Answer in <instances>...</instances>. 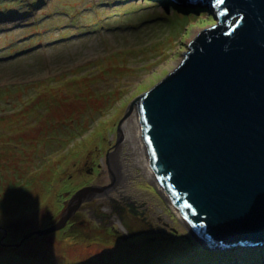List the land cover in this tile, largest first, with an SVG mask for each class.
Segmentation results:
<instances>
[{
	"label": "rangeland",
	"instance_id": "1",
	"mask_svg": "<svg viewBox=\"0 0 264 264\" xmlns=\"http://www.w3.org/2000/svg\"><path fill=\"white\" fill-rule=\"evenodd\" d=\"M165 5L0 0V264H187L208 257L166 196L170 204L143 201L152 224L146 231L123 226L112 215V193L102 191L121 174L139 178L122 165L125 136L131 158L139 148L146 158L129 106L181 64L198 33L218 24L207 12L186 16ZM85 187L101 192L64 229L13 247L58 222ZM154 189L162 192L158 183ZM104 214L112 218H99Z\"/></svg>",
	"mask_w": 264,
	"mask_h": 264
},
{
	"label": "water",
	"instance_id": "2",
	"mask_svg": "<svg viewBox=\"0 0 264 264\" xmlns=\"http://www.w3.org/2000/svg\"><path fill=\"white\" fill-rule=\"evenodd\" d=\"M165 6L207 12L218 24L198 33L181 64L129 106L140 122L141 148L200 243L264 244V0H170ZM99 192L80 189L58 222L13 246L64 229Z\"/></svg>",
	"mask_w": 264,
	"mask_h": 264
},
{
	"label": "bare ground",
	"instance_id": "3",
	"mask_svg": "<svg viewBox=\"0 0 264 264\" xmlns=\"http://www.w3.org/2000/svg\"><path fill=\"white\" fill-rule=\"evenodd\" d=\"M132 120H130V123H133L136 126V128H137L136 130L138 131L139 138L141 140V130H140V126L137 125L138 122L136 120V117L133 116ZM139 125H140V122H139ZM126 131H127V133H129L130 129L126 128ZM127 142H128V139L125 136L123 145L126 149V153L124 155L120 156V159L122 161V165L129 171V174L135 172L139 178H137L135 180H129V178L126 179L125 176L123 174H121L120 177L123 180H118V182L116 183V186L113 187L111 190H109L107 193L113 194L114 192H117L118 190H120V191H118L117 194L119 196L121 195V198H123L124 196L127 195V191H134L139 196L146 195V194L152 195V196L158 198L159 200H162V202H164V203H169L166 200L165 194L163 192H160L159 190L154 189V187L157 186V183H156V181L153 180V179H155V177H154L153 172H152V170L148 164L147 159L142 154L141 149L139 148V151H140L139 156H134L133 158H131V156L129 155V152H128V143ZM122 151H123V149H121L120 153H122ZM142 151L144 152L143 148H142ZM139 159L142 160V163H145L148 166H146V167L143 166L140 163ZM141 167H144V169H142ZM139 173H141V175H139ZM120 183H122V184H120ZM148 183H149L151 189L147 188L145 186V184H148ZM157 210L159 211L158 208H157ZM176 212H177V215L173 214V213H171V214L179 221L180 224L187 227L185 224L184 218L181 216V214L178 211H176ZM245 246H247L248 248H252V247H258V246H264V244H248ZM223 254L227 255L226 260H229V259L241 260L242 259L241 257L243 256L244 253L237 254L236 256H233L234 254H232L231 256H229L227 253H223ZM231 257H234V258L232 259ZM223 258H225V257H223Z\"/></svg>",
	"mask_w": 264,
	"mask_h": 264
},
{
	"label": "flooded vegetation",
	"instance_id": "4",
	"mask_svg": "<svg viewBox=\"0 0 264 264\" xmlns=\"http://www.w3.org/2000/svg\"><path fill=\"white\" fill-rule=\"evenodd\" d=\"M118 191L112 194L114 198L117 197L116 201L114 198L108 195L109 199L113 203L112 208L114 214L112 215H117L116 219L129 229H144L147 231V227L151 228L152 224L146 219L145 216L147 208L143 207L142 205L144 200L150 199H147V197L153 196L147 194L139 196L134 191H127V195L121 198V195L119 196L117 194ZM105 215H108L110 216L109 218H112L111 214H104L102 216H99V218L106 217ZM138 215L144 216V218L142 219L143 222L139 221Z\"/></svg>",
	"mask_w": 264,
	"mask_h": 264
},
{
	"label": "trees",
	"instance_id": "5",
	"mask_svg": "<svg viewBox=\"0 0 264 264\" xmlns=\"http://www.w3.org/2000/svg\"><path fill=\"white\" fill-rule=\"evenodd\" d=\"M32 7H34V6H32ZM100 11V10H99ZM100 12H103V11H100ZM102 20V19H101ZM100 20V21H101ZM36 18H35V20H34V22H33V24H30V25H35L36 24ZM104 23H102V25H103ZM52 235V234H51ZM51 235H49L48 237H50ZM37 237V236H36ZM46 237V236H45ZM38 239H40L39 237H37ZM206 252V255L208 256L207 258H198V259H189V258H186V262H187V264H194L195 262V260H199L200 262H197L198 264H208V261H209V264H214V262H218V264H231V262H230V259L229 260H226V257H227V255H224V254H222V256H224L225 257V259L224 258H218L219 260H217L216 261V259L214 260V259H212L211 257H215L214 256V254H219V253H221L220 251H218V252H210V251H207V250H205ZM228 254V253H227ZM210 258V259H209ZM180 259H182V258H180ZM202 261V262H201ZM264 261V259H261V261H260V263H264L263 262ZM133 264H148V262L147 261H142V262H133ZM217 264V263H216Z\"/></svg>",
	"mask_w": 264,
	"mask_h": 264
},
{
	"label": "snow or ice",
	"instance_id": "6",
	"mask_svg": "<svg viewBox=\"0 0 264 264\" xmlns=\"http://www.w3.org/2000/svg\"><path fill=\"white\" fill-rule=\"evenodd\" d=\"M218 2H221V3H222V2H223V0H218Z\"/></svg>",
	"mask_w": 264,
	"mask_h": 264
}]
</instances>
